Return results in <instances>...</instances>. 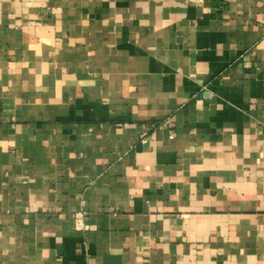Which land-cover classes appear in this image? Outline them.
<instances>
[{
    "label": "crops",
    "instance_id": "obj_1",
    "mask_svg": "<svg viewBox=\"0 0 264 264\" xmlns=\"http://www.w3.org/2000/svg\"><path fill=\"white\" fill-rule=\"evenodd\" d=\"M0 264H264V0H0Z\"/></svg>",
    "mask_w": 264,
    "mask_h": 264
}]
</instances>
